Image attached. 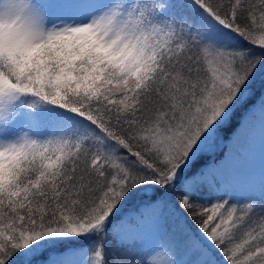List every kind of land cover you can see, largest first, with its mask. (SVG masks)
Returning <instances> with one entry per match:
<instances>
[{
	"label": "snow or ice",
	"instance_id": "snow-or-ice-1",
	"mask_svg": "<svg viewBox=\"0 0 264 264\" xmlns=\"http://www.w3.org/2000/svg\"><path fill=\"white\" fill-rule=\"evenodd\" d=\"M0 264H264V0H0Z\"/></svg>",
	"mask_w": 264,
	"mask_h": 264
},
{
	"label": "trees",
	"instance_id": "trees-1",
	"mask_svg": "<svg viewBox=\"0 0 264 264\" xmlns=\"http://www.w3.org/2000/svg\"><path fill=\"white\" fill-rule=\"evenodd\" d=\"M256 87H257V89H259V87H260L259 83H257ZM237 119H239L238 116H237L236 118H234V120H233V124L236 123V120H237ZM230 134H231L230 129H225L224 131L221 132L222 139L224 140V141H223V144L221 145V147L224 148L225 150H226V148H227L228 137L230 136ZM217 151H218V150H217ZM217 151H216V152H217ZM219 151H220V148H219ZM219 151H218V152H219ZM218 152H217V153H218Z\"/></svg>",
	"mask_w": 264,
	"mask_h": 264
},
{
	"label": "rangeland",
	"instance_id": "rangeland-1",
	"mask_svg": "<svg viewBox=\"0 0 264 264\" xmlns=\"http://www.w3.org/2000/svg\"><path fill=\"white\" fill-rule=\"evenodd\" d=\"M219 135H220L221 140H222V143H221V145H222L224 140L222 139V135H221V133H220ZM221 145H220V147H221ZM217 150L219 151V148H216V149H215V151H217ZM218 151H217V152H218ZM257 160H258V155H257Z\"/></svg>",
	"mask_w": 264,
	"mask_h": 264
}]
</instances>
